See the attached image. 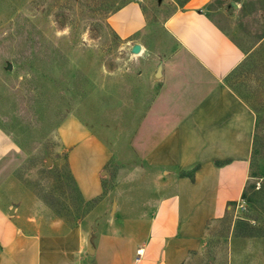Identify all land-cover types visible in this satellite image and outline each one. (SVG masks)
I'll return each instance as SVG.
<instances>
[{
	"label": "crops",
	"instance_id": "0c3cea01",
	"mask_svg": "<svg viewBox=\"0 0 264 264\" xmlns=\"http://www.w3.org/2000/svg\"><path fill=\"white\" fill-rule=\"evenodd\" d=\"M205 5L190 0L162 21L167 42L153 50L160 53L150 67L157 90L134 135L138 165L124 181L108 186L111 148L77 119L57 128L83 204L99 200L107 217L87 229L76 224L62 233L34 234L0 207V264H205L209 241L220 239L216 234L243 200L257 126L255 109L231 83L236 77L228 78L251 50ZM119 12H128L125 21ZM107 24L122 40L147 27L136 4L110 15ZM137 43L138 55L152 54ZM20 155L0 129V183L16 170ZM230 220L229 231L235 225ZM235 255L229 247L225 263L245 260L243 253ZM246 256L262 264V256Z\"/></svg>",
	"mask_w": 264,
	"mask_h": 264
},
{
	"label": "rangeland",
	"instance_id": "374dc122",
	"mask_svg": "<svg viewBox=\"0 0 264 264\" xmlns=\"http://www.w3.org/2000/svg\"><path fill=\"white\" fill-rule=\"evenodd\" d=\"M188 1L0 0V129L21 154L0 183V207L25 233H62L76 224L87 229L107 217L99 200L84 205L68 194L74 188L57 128L77 119L111 148L108 186L124 181L138 165L134 135L157 90L150 67L160 53L153 50L167 42L162 21ZM129 4L139 7L147 27L122 40L107 18ZM204 10L251 50V64L231 83L258 122L246 207H234L235 225L229 231V219L216 234L220 239L209 241L205 264L210 258L226 264L229 247L236 257L244 254L235 264H253L247 254L262 256L264 264V0H206ZM127 14L117 17L125 21ZM137 42L152 54H131Z\"/></svg>",
	"mask_w": 264,
	"mask_h": 264
},
{
	"label": "trees",
	"instance_id": "16d2710c",
	"mask_svg": "<svg viewBox=\"0 0 264 264\" xmlns=\"http://www.w3.org/2000/svg\"><path fill=\"white\" fill-rule=\"evenodd\" d=\"M251 62H252V60H251V58L250 57H247L246 59H245V61L239 66V67H237L232 73H231V75H229V77L228 78H230V77H238L241 73H244V71L249 67V65L251 64ZM227 78V79H228ZM257 127H258V122H257V126H256V131H255V137H254V140H253V148H252V157H251V163H252V159H253V157H254V155H255V152H256V149H257V140H256V135H257ZM67 173H68V177H69V180H70V182H71V184H72V186H73V188H74V192L73 191H68V194L70 195V197H73V195H75V198L77 199V201L79 200V203L80 204H82L83 202H82V199H81V197H80V195H79V193H78V190H77V188L75 187V184H74V182H73V179L71 178V175H70V172H69V170H68V166H67ZM191 178H192V175H191ZM73 192V193H72ZM244 198V194H243V196H242V199ZM76 203V202H75ZM246 236H248V235H246Z\"/></svg>",
	"mask_w": 264,
	"mask_h": 264
},
{
	"label": "built area",
	"instance_id": "2783aa9c",
	"mask_svg": "<svg viewBox=\"0 0 264 264\" xmlns=\"http://www.w3.org/2000/svg\"><path fill=\"white\" fill-rule=\"evenodd\" d=\"M245 207L246 205L243 200L239 201L236 205L237 210H244ZM142 255H143V249L140 248L136 251V256H137L136 261H138Z\"/></svg>",
	"mask_w": 264,
	"mask_h": 264
},
{
	"label": "water",
	"instance_id": "95a60500",
	"mask_svg": "<svg viewBox=\"0 0 264 264\" xmlns=\"http://www.w3.org/2000/svg\"><path fill=\"white\" fill-rule=\"evenodd\" d=\"M141 51V47L138 44H134L131 48V54L138 55ZM113 207H115V204H113ZM9 214H12V211L10 210ZM88 250L91 252V247L88 245Z\"/></svg>",
	"mask_w": 264,
	"mask_h": 264
}]
</instances>
